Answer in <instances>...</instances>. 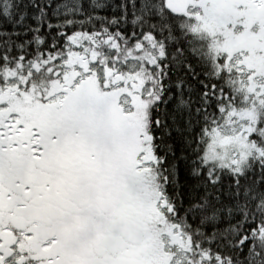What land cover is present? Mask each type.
<instances>
[{
    "label": "snow or ice",
    "instance_id": "6c2138e0",
    "mask_svg": "<svg viewBox=\"0 0 264 264\" xmlns=\"http://www.w3.org/2000/svg\"><path fill=\"white\" fill-rule=\"evenodd\" d=\"M0 264H264V0H0Z\"/></svg>",
    "mask_w": 264,
    "mask_h": 264
}]
</instances>
